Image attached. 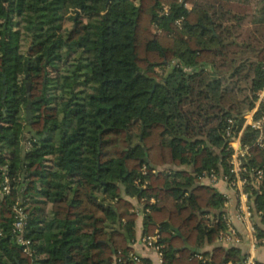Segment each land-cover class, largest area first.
Wrapping results in <instances>:
<instances>
[{"label": "trees", "instance_id": "trees-1", "mask_svg": "<svg viewBox=\"0 0 264 264\" xmlns=\"http://www.w3.org/2000/svg\"><path fill=\"white\" fill-rule=\"evenodd\" d=\"M263 65L264 0H0V164L15 178L0 194V264H132L124 195L147 209L142 233L157 231L166 264H241L237 248L203 249L225 229L224 199L198 178L226 172L227 119L240 127ZM251 192L264 226V179ZM18 201L30 256L12 232Z\"/></svg>", "mask_w": 264, "mask_h": 264}, {"label": "built area", "instance_id": "built-area-1", "mask_svg": "<svg viewBox=\"0 0 264 264\" xmlns=\"http://www.w3.org/2000/svg\"><path fill=\"white\" fill-rule=\"evenodd\" d=\"M264 71V65L262 67ZM241 125L237 130L231 128V120L227 119L229 123L224 129L225 144L230 150L229 157L227 159V170L222 171H208L202 172L198 178V182L202 179H207L209 185L214 184L217 181H221L226 184L228 189L232 190L237 197V209L236 218L244 222L250 235V245L253 246L262 240L261 237L256 236L254 224L251 223L252 213L258 216V211L251 209V191H258L261 181L264 179V164L259 166H247L245 160L249 155L250 146L257 147L260 150H264V85L256 92V98L253 101L251 108L247 109L241 115ZM245 128H249L255 132L251 145L241 143V135ZM24 148L30 147V141L28 139L23 140ZM0 174L2 180L0 182V194H7L11 189L10 183L15 181L13 176H9L6 173V165L0 164ZM152 199H150V202ZM224 201V200H223ZM130 211L136 215H143V211L147 212V209H143L141 201L133 205ZM13 223L12 232L14 233L15 242L21 247V250L26 255L30 256L33 253L31 248L30 239L24 236L26 215L20 205V201L12 206ZM229 233H233L232 229L227 228ZM222 232L219 233V235ZM218 235V239H220ZM134 244H137L143 249L152 250L155 255V261L150 262L141 257L133 248ZM163 244L160 243L159 234L155 230L152 234L140 233L135 240L130 242V250L127 252V259L132 264H166L163 261L161 249ZM197 259L201 256L195 255ZM115 260V259H114ZM119 261V259H117ZM226 264H230L227 262ZM241 264H254L250 253L244 254V258Z\"/></svg>", "mask_w": 264, "mask_h": 264}, {"label": "crops", "instance_id": "crops-1", "mask_svg": "<svg viewBox=\"0 0 264 264\" xmlns=\"http://www.w3.org/2000/svg\"><path fill=\"white\" fill-rule=\"evenodd\" d=\"M23 139H22V147L21 149L24 150V144L23 140L26 139V134L23 132ZM199 184L202 185H208L212 188H214L217 193L222 195L224 201L221 206V217L224 221L225 229L224 231L219 235L220 239L216 237L213 243L206 244L203 246L204 250H209L212 245H220L224 248L234 247L237 248L240 253L243 255L246 253H250L252 260L257 264H264V226L260 223L259 217L252 213L251 216V223H253L256 227H258L260 230L263 231L262 240L258 242L257 244L251 246L250 245V235L247 230L246 225L241 220H238L236 218V214L238 212L237 209V197L235 193L228 189L225 183L221 181H217L212 185H209L207 179H202ZM124 198L127 199V201L131 202L130 204L133 206L137 204V200L133 197L125 196ZM50 206V203L47 202L46 208L48 209ZM232 229L233 233H229L227 231V228ZM133 237L128 240L129 246L130 242L136 239V237L142 233V215H136L134 218V226H133ZM134 250L141 256L143 259L153 262L155 261L156 255L155 253L150 249H143L137 244H134L133 246Z\"/></svg>", "mask_w": 264, "mask_h": 264}, {"label": "rangeland", "instance_id": "rangeland-1", "mask_svg": "<svg viewBox=\"0 0 264 264\" xmlns=\"http://www.w3.org/2000/svg\"><path fill=\"white\" fill-rule=\"evenodd\" d=\"M187 7H189V5H186ZM70 26V22L68 20H64L62 22V27L63 29H67L68 27ZM250 26H249V23H248V18L246 17L244 19V21L242 22L241 24V29H240V36L239 38L236 40L234 36H232L230 39H233L234 42H239L241 39H244L250 32ZM229 39V40H230ZM228 41V40H227ZM27 46H28V43L26 40H22L21 41V44H20V48L21 50H25V48L27 49ZM155 70L159 73V74H162L164 73L165 71V68L161 67V68H155ZM168 71V70H167ZM23 91L21 90L20 91V94L22 93ZM246 110L243 109L242 112H241V115L245 112ZM23 135V134H22ZM22 139H23V136L20 137V140L15 144V147H14V152H15V155L17 156H22V150H21V147H22ZM124 197V196H123ZM127 200V199H126ZM131 203V202H130Z\"/></svg>", "mask_w": 264, "mask_h": 264}, {"label": "water", "instance_id": "water-1", "mask_svg": "<svg viewBox=\"0 0 264 264\" xmlns=\"http://www.w3.org/2000/svg\"><path fill=\"white\" fill-rule=\"evenodd\" d=\"M28 49H29V45L27 46V49H26V51H28ZM170 71V69H168V71L167 72H169ZM28 89V87H26V90ZM30 117H31V113H30V111H29V109H28V105H26L25 106V114H24V120L26 121V123H25V126H24V129H23V132L24 133H28V132H30V124H29V119H30ZM185 247H188V245H184Z\"/></svg>", "mask_w": 264, "mask_h": 264}]
</instances>
